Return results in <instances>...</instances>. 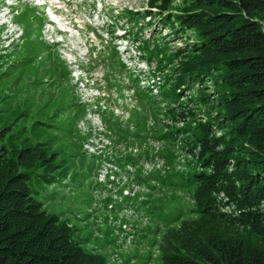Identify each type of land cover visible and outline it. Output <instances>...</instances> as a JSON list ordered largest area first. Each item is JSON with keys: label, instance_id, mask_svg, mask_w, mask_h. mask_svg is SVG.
<instances>
[{"label": "rangeland", "instance_id": "1", "mask_svg": "<svg viewBox=\"0 0 264 264\" xmlns=\"http://www.w3.org/2000/svg\"><path fill=\"white\" fill-rule=\"evenodd\" d=\"M171 4L174 13L180 0ZM158 5L0 0V125L8 124L13 145L42 143L54 154L38 169L47 175L29 181L32 194L107 264L159 262L166 223L180 224L165 221L172 216L166 200L188 202L179 218L196 217L190 194L159 176L197 159L200 145L181 147L161 131L177 138L186 125L191 132L206 123L209 136L221 134L211 120L210 84L209 106L195 86H182L175 97L169 92L193 38L170 30ZM25 10L30 20L21 19ZM163 151L174 152L172 166ZM216 197L221 211L236 215L224 192Z\"/></svg>", "mask_w": 264, "mask_h": 264}, {"label": "trees", "instance_id": "2", "mask_svg": "<svg viewBox=\"0 0 264 264\" xmlns=\"http://www.w3.org/2000/svg\"><path fill=\"white\" fill-rule=\"evenodd\" d=\"M149 1L159 2L170 30L192 32L185 36L193 41L181 55L171 96L188 84L209 106L204 88L210 84L211 120L221 130L209 136V124L198 123L191 132L186 125V135L177 138L160 133L190 150L199 144L200 151L183 169L159 176L190 194L196 217L179 218L188 202L166 200L172 216L165 221L180 224L166 223L156 264H264V0H180L174 13L172 0ZM27 12L22 20L33 17ZM7 128L0 125V142L5 136L10 141ZM160 134L153 137L162 140ZM10 142L9 147L0 143V264H107L102 254L74 240L71 225L32 194L29 181L47 175L38 169H47L54 154L42 143L17 147ZM159 153L172 166L174 152ZM220 191L236 215L218 208Z\"/></svg>", "mask_w": 264, "mask_h": 264}]
</instances>
